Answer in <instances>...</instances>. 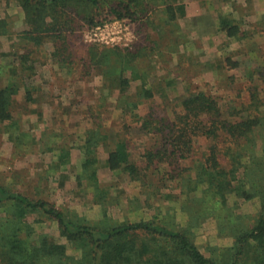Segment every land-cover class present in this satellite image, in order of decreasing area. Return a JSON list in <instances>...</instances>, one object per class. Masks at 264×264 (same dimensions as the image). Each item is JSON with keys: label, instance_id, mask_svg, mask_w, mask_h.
Listing matches in <instances>:
<instances>
[{"label": "rangeland", "instance_id": "rangeland-1", "mask_svg": "<svg viewBox=\"0 0 264 264\" xmlns=\"http://www.w3.org/2000/svg\"><path fill=\"white\" fill-rule=\"evenodd\" d=\"M118 1L103 0L98 10L74 2L69 27L43 34L42 43H37L26 39L30 26L19 1L0 0V18L7 21V30L0 33V86L11 82L18 86L12 95L13 119L0 122V187L47 201L71 222L98 232L138 222L186 232L206 257L227 261V249L235 243L233 227L215 218L212 201L198 205L203 190L194 191V182H189L196 179L212 141L198 138L194 156L182 161L188 171L182 172L179 183L167 181L163 178L170 170L167 164L160 165L158 172L146 168L144 154L154 139L138 131L135 115L146 116L152 109L168 115L189 91L208 92L225 111L235 101L240 104L239 98H248L244 91L248 73L264 60V35L259 31L264 0H177L173 2L176 19L171 22H166L170 13L158 3L133 21L117 18L111 8ZM224 16L241 24L247 38L230 39L221 28ZM47 21L51 23V17ZM116 47L142 48L143 55H151L138 61L137 75L144 73L153 98L140 97V81L121 91L116 77L104 78L102 66L93 64ZM228 59L238 66L229 67ZM206 62L219 68L207 78ZM113 66L117 75L119 67ZM133 102L137 108L129 107ZM96 131L101 133L95 135L98 144L88 147V134ZM121 137L143 171L141 181L105 165ZM86 159L96 161L87 171ZM231 200L236 202L235 197ZM236 203L237 213L249 216L245 226L253 225L260 201ZM200 214L204 216L197 223ZM131 240L153 247L165 244L161 236L143 231L116 239ZM56 245L63 251L47 253ZM91 248L90 240L64 235L58 220L43 211L11 200L0 202V260L3 254L29 258L38 253L40 264H87Z\"/></svg>", "mask_w": 264, "mask_h": 264}, {"label": "trees", "instance_id": "trees-1", "mask_svg": "<svg viewBox=\"0 0 264 264\" xmlns=\"http://www.w3.org/2000/svg\"><path fill=\"white\" fill-rule=\"evenodd\" d=\"M18 1L26 13V21L30 26L26 39L42 43L43 34L59 33L69 27L72 23L69 8L74 2L79 1L98 10L103 0ZM176 1L119 0L117 5L112 6L111 13L117 18H129L133 21L136 15H146L152 4L158 3L165 6V12L170 13L171 17L166 22H171L176 19L173 5ZM48 17H51V23L47 21ZM221 28L234 40L246 39L249 34L242 29L241 24L227 16L221 18ZM6 30L7 21L0 18V33ZM259 31L264 35V24ZM141 49L134 51L130 48L116 47L112 50L113 53L106 51L93 64L102 66L104 78L116 77L121 91L130 87L132 81H140L141 84L138 86L140 97L151 99L154 92L147 88L146 76L144 73L142 76L137 75L138 61L151 56L143 55ZM227 63L229 67L238 66L231 59H228ZM113 64L119 67L117 75H114ZM130 70L132 75L128 77L125 72ZM257 74L259 80L256 79ZM248 79L249 84L244 87L248 98H239L242 100L241 105L235 101L227 111L221 102L208 92L189 91L168 115L161 116L155 109L146 116L135 115L139 125L138 131L151 135L152 140L154 139L152 146L144 154L146 168L149 170L155 168L158 172L160 165L167 164L170 170L167 177H163L167 178V181L179 183L178 179L182 172L188 171L182 166V161L194 156L198 138L212 141L198 166L196 179L189 182L195 183H191L194 191L203 190L202 196L198 198V205L203 206L212 201L210 205L215 209L213 211L215 218L233 227L235 243L227 249V261L219 262L206 257L186 232L171 230L154 222L127 223L113 227L107 232H98L90 226H80L71 222L62 211L47 201H34L22 194L8 192L2 187L0 202L11 200L20 206L41 210L58 220L64 235L90 240L92 256L87 264H264V60L257 68L249 71ZM17 89L18 86L12 82L5 87L0 86L1 123L13 119L12 95ZM129 107L137 108L138 103L133 102ZM244 112L247 115H244ZM130 130L129 126L125 127L128 133ZM96 134L101 133L96 131L95 134L93 132L88 134L86 140L88 147L98 144ZM95 162L86 159L84 169L87 171ZM108 163L112 170L122 169L129 173L134 181L143 180V171L132 161L129 144L122 137L117 140L115 148L111 151ZM96 175L97 169L93 172V176ZM234 197L236 202L256 199L260 201L261 208L254 218L253 225L245 226L243 221L249 216L237 213L239 204L231 202ZM203 216L200 214L196 222H200ZM141 231L161 236L165 244L153 247L151 243L145 241L141 245L132 240L125 243L116 241L117 238ZM102 249H106L107 252L103 253ZM34 250L38 252L37 249ZM47 251L55 254L58 251L62 252L63 247L56 245ZM21 255L3 254L0 264H40L38 253L29 258Z\"/></svg>", "mask_w": 264, "mask_h": 264}, {"label": "crops", "instance_id": "crops-1", "mask_svg": "<svg viewBox=\"0 0 264 264\" xmlns=\"http://www.w3.org/2000/svg\"><path fill=\"white\" fill-rule=\"evenodd\" d=\"M206 64V67L203 68V71H204V77H208V76H211V73L212 75L216 73V71L218 72V69L216 66H213L214 64H208L207 62L205 63ZM205 66V65H204ZM228 68V67H227ZM113 130H111V133L113 134L112 132ZM116 132H119V130H117ZM109 156H110V153L109 155L106 157L105 159V165L109 167V163H108V160H109Z\"/></svg>", "mask_w": 264, "mask_h": 264}]
</instances>
